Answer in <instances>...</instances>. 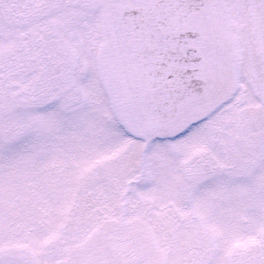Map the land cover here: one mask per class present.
<instances>
[{
    "label": "snow or ice",
    "instance_id": "snow-or-ice-1",
    "mask_svg": "<svg viewBox=\"0 0 264 264\" xmlns=\"http://www.w3.org/2000/svg\"><path fill=\"white\" fill-rule=\"evenodd\" d=\"M0 264H264V0H0Z\"/></svg>",
    "mask_w": 264,
    "mask_h": 264
}]
</instances>
